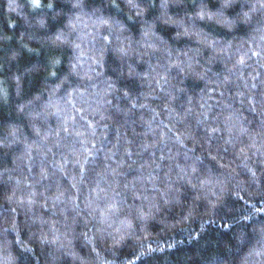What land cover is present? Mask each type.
I'll return each instance as SVG.
<instances>
[{
	"label": "trees",
	"instance_id": "obj_1",
	"mask_svg": "<svg viewBox=\"0 0 264 264\" xmlns=\"http://www.w3.org/2000/svg\"><path fill=\"white\" fill-rule=\"evenodd\" d=\"M262 37L264 0H0V264H264Z\"/></svg>",
	"mask_w": 264,
	"mask_h": 264
},
{
	"label": "clouds",
	"instance_id": "obj_2",
	"mask_svg": "<svg viewBox=\"0 0 264 264\" xmlns=\"http://www.w3.org/2000/svg\"><path fill=\"white\" fill-rule=\"evenodd\" d=\"M70 27L73 30L77 29V25L76 24H72L70 25ZM262 39H264V37H262ZM64 41H61V43H63ZM73 47L77 50L78 52V58H77V62L79 64H84L86 63L90 57L87 53V50L81 47V44L79 42H73ZM258 56L260 55V52L257 51L256 53ZM59 63V61L57 60V64ZM81 95H83V93H81ZM99 103V102H98ZM69 108H75V101L72 99L71 95L68 97L67 101H66V105H60L58 102H50L46 105V111H45V116H61L65 111H67ZM83 111V109L81 110ZM71 117H69L70 119ZM103 118V117H101ZM93 133H94V129H93ZM37 134L39 135V130L37 129ZM42 139L44 141H47V134H44V136L42 137Z\"/></svg>",
	"mask_w": 264,
	"mask_h": 264
}]
</instances>
